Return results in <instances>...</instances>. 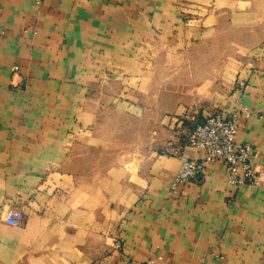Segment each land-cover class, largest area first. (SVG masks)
<instances>
[{
    "label": "crops",
    "instance_id": "0c3cea01",
    "mask_svg": "<svg viewBox=\"0 0 264 264\" xmlns=\"http://www.w3.org/2000/svg\"><path fill=\"white\" fill-rule=\"evenodd\" d=\"M252 18L249 0H0V264H264V38L216 60ZM190 53L197 83L169 103L157 72ZM236 102L260 186L216 162L171 195L180 157L203 160L182 134Z\"/></svg>",
    "mask_w": 264,
    "mask_h": 264
},
{
    "label": "built area",
    "instance_id": "2783aa9c",
    "mask_svg": "<svg viewBox=\"0 0 264 264\" xmlns=\"http://www.w3.org/2000/svg\"><path fill=\"white\" fill-rule=\"evenodd\" d=\"M12 71L17 73L18 68L13 67ZM13 88L18 86L13 85ZM240 115H247V113L244 107L236 102L228 112H216L192 121L191 133L184 143L202 152L203 160L194 161L180 157V168L169 188L171 195L177 194L180 187L202 177L206 164L216 162H222L225 165L226 183L229 187L260 186V173L251 163L252 147L236 141L237 121ZM20 219L21 213L15 208H10L6 212L4 221L8 226L15 227ZM115 247L118 248V245ZM142 264H152V262L147 261Z\"/></svg>",
    "mask_w": 264,
    "mask_h": 264
},
{
    "label": "rangeland",
    "instance_id": "374dc122",
    "mask_svg": "<svg viewBox=\"0 0 264 264\" xmlns=\"http://www.w3.org/2000/svg\"><path fill=\"white\" fill-rule=\"evenodd\" d=\"M251 7H252V22L250 23L249 27H226L222 29V36L217 40V55L216 60L218 62L224 60L226 56V50L228 45H231L233 49H237V47H246L250 45L257 44L260 40L264 38V0H249ZM200 53H190L183 57V60L186 64V67L182 70H176V67L180 63L181 59L179 60H169V68L170 65L173 63L175 68L171 69H163L157 72L158 77L161 79L165 78H172L169 79L172 82H169V88L166 85L165 87H159L169 90V103H171L172 95H175L176 91H180L182 87L185 88H192L197 83L198 78H194V74L198 76V64L197 61L200 58ZM227 56H231L230 54ZM208 62V59H207ZM197 67V68H196ZM164 80V79H163ZM181 86V87H180ZM187 89V90H188ZM162 90V89H161ZM187 130V129H186ZM188 130L190 128L188 127ZM172 132V131H171ZM172 136V133H170ZM184 140L188 137L187 133L182 134ZM182 137L181 134H177L176 137ZM170 151H165V154H169Z\"/></svg>",
    "mask_w": 264,
    "mask_h": 264
}]
</instances>
